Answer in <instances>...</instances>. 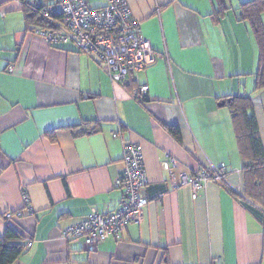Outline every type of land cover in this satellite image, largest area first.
Wrapping results in <instances>:
<instances>
[{"label":"crops","instance_id":"1","mask_svg":"<svg viewBox=\"0 0 264 264\" xmlns=\"http://www.w3.org/2000/svg\"><path fill=\"white\" fill-rule=\"evenodd\" d=\"M126 1L156 53L133 82L148 87L143 101L112 83L90 55L27 30L21 2L0 0V214L21 210L12 224L31 244L13 264H264V210L230 192L240 191L241 160L221 104L257 70L251 29L238 18L247 0H225L229 9L218 18L217 0ZM258 96L253 111L264 146ZM82 122H95L98 132L66 129ZM125 142L144 159L141 220L93 250L65 240L62 231L92 209L108 213L122 201L115 180ZM169 157L177 160L173 177L162 167ZM211 166L225 167L227 187L211 182L195 199L189 185L172 189L178 173ZM4 230L0 217V236Z\"/></svg>","mask_w":264,"mask_h":264},{"label":"built area","instance_id":"2","mask_svg":"<svg viewBox=\"0 0 264 264\" xmlns=\"http://www.w3.org/2000/svg\"><path fill=\"white\" fill-rule=\"evenodd\" d=\"M23 2L24 0H17ZM46 18L60 17L55 27H36L33 33L49 45L72 44L77 51L93 57L108 74L112 83L127 86L136 81V75L156 61V53L142 36L140 23L135 20L126 0H104L99 6H91L87 0H35ZM13 65L7 70L13 71ZM146 85H135L131 96H146ZM116 136V134H114ZM124 169L115 180V187L122 191L120 204L108 213L92 209L81 221L65 228L61 235L65 240L80 242L85 249L93 250L108 238L120 240L127 224H138L147 205L143 189L148 180L140 147L136 143L123 144ZM177 165L173 157L162 162L171 173ZM214 182L228 185L224 166L205 167L193 172L178 173L171 181L172 189L189 185L192 198L207 184ZM240 194V191H237ZM25 207L28 199L24 195ZM22 211H7L4 219L22 217ZM28 241L26 248L30 247Z\"/></svg>","mask_w":264,"mask_h":264},{"label":"trees","instance_id":"3","mask_svg":"<svg viewBox=\"0 0 264 264\" xmlns=\"http://www.w3.org/2000/svg\"><path fill=\"white\" fill-rule=\"evenodd\" d=\"M24 22L27 30L36 27H55L60 17L46 18L41 14V8L35 0H24L21 3ZM229 6L225 0H217V9L213 16L218 18L223 15ZM238 18L249 25L257 50V70L254 74V89H264V0H247L239 4ZM131 82L128 87L133 88ZM145 100V97L137 99ZM222 103L227 107L234 131L238 154L241 160L240 168V194L231 192L234 197L241 198L264 210V146L259 134V127L253 111V99L248 95L232 94L222 98ZM73 136L96 133L99 130L95 122H82L81 124L66 128ZM167 131L177 140H180L177 128L166 127ZM53 131L47 132L52 139ZM205 168V167H204ZM228 174V171H227ZM227 187L228 185H223ZM4 214V213H3ZM3 214L0 217L4 219ZM19 218L5 221L4 234L0 236V264H13L19 256L26 251L27 238L12 224Z\"/></svg>","mask_w":264,"mask_h":264},{"label":"rangeland","instance_id":"4","mask_svg":"<svg viewBox=\"0 0 264 264\" xmlns=\"http://www.w3.org/2000/svg\"><path fill=\"white\" fill-rule=\"evenodd\" d=\"M98 2H99L98 0H88V3L90 5H97ZM246 78H243L244 80H243V84H242V92L240 94L248 95L253 99V101H255L256 96H258L257 94L261 91H264V89L255 90L254 89V78L252 76H247ZM261 95H263V97ZM259 96H258V99L261 100L260 103L262 105V104H264V92L262 94H260ZM262 106H264V105H262Z\"/></svg>","mask_w":264,"mask_h":264},{"label":"water","instance_id":"5","mask_svg":"<svg viewBox=\"0 0 264 264\" xmlns=\"http://www.w3.org/2000/svg\"><path fill=\"white\" fill-rule=\"evenodd\" d=\"M221 104H223V103H221Z\"/></svg>","mask_w":264,"mask_h":264}]
</instances>
